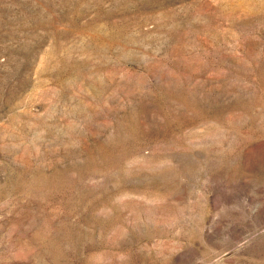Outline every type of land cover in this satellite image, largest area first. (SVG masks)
I'll return each mask as SVG.
<instances>
[{
	"label": "rangeland",
	"instance_id": "374dc122",
	"mask_svg": "<svg viewBox=\"0 0 264 264\" xmlns=\"http://www.w3.org/2000/svg\"><path fill=\"white\" fill-rule=\"evenodd\" d=\"M0 264H264V0H0Z\"/></svg>",
	"mask_w": 264,
	"mask_h": 264
}]
</instances>
